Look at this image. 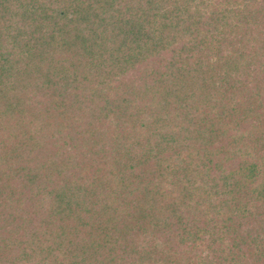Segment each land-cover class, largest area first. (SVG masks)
<instances>
[{
    "label": "trees",
    "instance_id": "obj_1",
    "mask_svg": "<svg viewBox=\"0 0 264 264\" xmlns=\"http://www.w3.org/2000/svg\"><path fill=\"white\" fill-rule=\"evenodd\" d=\"M0 264H264V0H0Z\"/></svg>",
    "mask_w": 264,
    "mask_h": 264
}]
</instances>
